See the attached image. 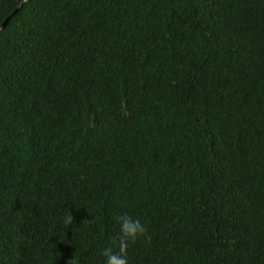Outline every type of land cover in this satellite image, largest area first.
<instances>
[{
    "label": "trees",
    "instance_id": "trees-1",
    "mask_svg": "<svg viewBox=\"0 0 264 264\" xmlns=\"http://www.w3.org/2000/svg\"><path fill=\"white\" fill-rule=\"evenodd\" d=\"M121 215L129 264H264V0H27L0 29V264H103Z\"/></svg>",
    "mask_w": 264,
    "mask_h": 264
},
{
    "label": "clouds",
    "instance_id": "clouds-1",
    "mask_svg": "<svg viewBox=\"0 0 264 264\" xmlns=\"http://www.w3.org/2000/svg\"><path fill=\"white\" fill-rule=\"evenodd\" d=\"M66 223H71L70 216L67 217ZM117 224L118 231L111 244L100 250L103 264H129L127 251L130 244L146 234V226L136 217L121 215Z\"/></svg>",
    "mask_w": 264,
    "mask_h": 264
},
{
    "label": "water",
    "instance_id": "water-1",
    "mask_svg": "<svg viewBox=\"0 0 264 264\" xmlns=\"http://www.w3.org/2000/svg\"><path fill=\"white\" fill-rule=\"evenodd\" d=\"M27 0H23L22 3L14 10V12L9 15L5 20L4 22L2 23L1 25V28L0 29H4L7 24L9 23V21L11 20V18L19 11V9L21 8V6L26 2Z\"/></svg>",
    "mask_w": 264,
    "mask_h": 264
}]
</instances>
